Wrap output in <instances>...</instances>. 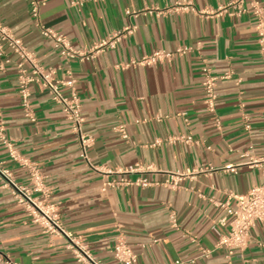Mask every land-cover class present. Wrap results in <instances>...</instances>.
<instances>
[{
    "label": "crops",
    "instance_id": "1",
    "mask_svg": "<svg viewBox=\"0 0 264 264\" xmlns=\"http://www.w3.org/2000/svg\"><path fill=\"white\" fill-rule=\"evenodd\" d=\"M40 1L39 22L83 53L116 31L133 29L114 49L65 60L39 33L27 1L0 0V24L43 68L57 69L56 79L68 73L75 79L82 131L92 138L84 159L69 122L37 84L30 86L34 118L24 116L18 58L1 43L0 130L39 169L61 228L103 264H118L112 248L119 235L137 264H227L216 244L228 232L234 196L261 182L264 161V75L250 0H241L240 14L235 7L221 16L170 8L188 1L198 11H213L240 0ZM258 3L264 13V0ZM181 47L188 51L156 65L131 64ZM203 63L214 76L228 75L217 81L213 113L203 102ZM174 137L191 142L170 141ZM0 164L14 183L29 186L28 166L12 161L1 142ZM130 167L136 171L127 172ZM141 177L148 186L134 184ZM66 245L63 234L33 222L0 177V264H84ZM202 250L210 254L202 257ZM231 263L264 264L263 223L251 228L247 247Z\"/></svg>",
    "mask_w": 264,
    "mask_h": 264
},
{
    "label": "built area",
    "instance_id": "2",
    "mask_svg": "<svg viewBox=\"0 0 264 264\" xmlns=\"http://www.w3.org/2000/svg\"><path fill=\"white\" fill-rule=\"evenodd\" d=\"M29 4V9L35 21L39 33L42 37L50 40L58 49L59 54L65 60L70 59H90L92 55L103 52L105 50L114 49L118 41L133 32V29L126 28L122 31H116L94 44L88 53H83L72 47L70 41L63 35L57 33L52 28L46 27L39 22V10L42 5L40 0H25ZM241 0L236 4L228 3L221 5L213 11H198L190 2L182 1L174 3L170 8L176 12L189 11L197 12L209 16H221L229 13L230 9L237 8V13L240 14L243 9ZM253 14L256 18L255 31L257 36L258 52L262 62V71L264 75V13L258 3V0H250L249 3ZM4 43L11 52L17 56L16 64L17 76V92L20 98V105L24 112V116L33 120V112L30 106V86L40 85L46 90L50 99L56 104L66 120L69 122L71 130L79 139L81 146V156L87 159L86 151L92 144V138L85 135L82 131L84 118L81 115V102L75 89V79L68 73L67 77L56 79L55 68H43L37 61L33 53H31L22 43V41L10 33L0 24V44ZM188 51V48L181 47L176 49L174 53L165 51H155L151 55L143 56L138 60H134L131 64L141 66H153L163 59H170L174 54H182ZM202 77L201 87L203 93V102L209 112H214L216 101V84L219 78L226 79L228 75L223 77L214 76L205 63L200 67ZM62 88H67V92H63ZM247 129L248 125L245 126ZM123 138H126V133L123 125L117 127ZM182 140L185 143H190V137H174L170 141ZM0 142L6 148L9 158L23 166H28V183L29 186L18 185L13 182L12 175L9 170L4 169L0 164V177H3L6 185L13 188L14 198L17 203L25 206L30 212L34 223L40 225L45 232L50 234H63L67 240V248L72 251L74 258L78 262L84 264H103L95 259L88 251L86 245L79 237H75L66 233L60 226L55 205L46 201V194L43 178L39 169L33 165L27 164V161L17 151L15 146L5 137L0 130ZM136 168L130 167L127 172H134ZM261 182L251 188L244 195H236L235 206L230 209V221L228 232L220 237L216 247L224 248L225 259L227 264H232L231 259L235 252L243 251L249 240V232L256 223L264 224V161L260 164ZM114 183H108L107 186H112ZM135 185L146 187L149 182L146 178L141 177L134 182ZM34 193H41L43 197H35ZM170 223L173 227L176 226V219L172 215ZM210 254L208 250H202V257H207ZM113 259L118 264H137V255L132 251L122 235L116 239L112 248ZM175 264H188L187 262L175 261Z\"/></svg>",
    "mask_w": 264,
    "mask_h": 264
}]
</instances>
